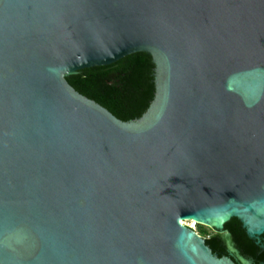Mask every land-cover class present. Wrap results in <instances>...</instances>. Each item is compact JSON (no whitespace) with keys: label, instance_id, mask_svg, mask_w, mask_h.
I'll list each match as a JSON object with an SVG mask.
<instances>
[{"label":"water","instance_id":"water-1","mask_svg":"<svg viewBox=\"0 0 264 264\" xmlns=\"http://www.w3.org/2000/svg\"><path fill=\"white\" fill-rule=\"evenodd\" d=\"M137 53L136 121L67 82ZM233 219L264 251V0H0V264H264Z\"/></svg>","mask_w":264,"mask_h":264},{"label":"trees","instance_id":"trees-1","mask_svg":"<svg viewBox=\"0 0 264 264\" xmlns=\"http://www.w3.org/2000/svg\"><path fill=\"white\" fill-rule=\"evenodd\" d=\"M154 69L149 55L137 53L108 67L81 71L68 77L67 82L76 92L96 102L117 119L132 122L140 119L154 100ZM199 228L214 254L228 255L221 234H209L201 225ZM225 229L243 256L253 257L257 263L264 262V251L249 239L237 219L231 220Z\"/></svg>","mask_w":264,"mask_h":264},{"label":"built area","instance_id":"built-area-1","mask_svg":"<svg viewBox=\"0 0 264 264\" xmlns=\"http://www.w3.org/2000/svg\"><path fill=\"white\" fill-rule=\"evenodd\" d=\"M184 226H187L188 228H190L192 231H194L195 233H197L200 237L204 238L200 233H199V225L198 223L196 222H193V221H190V222H185L183 224Z\"/></svg>","mask_w":264,"mask_h":264},{"label":"rangeland","instance_id":"rangeland-1","mask_svg":"<svg viewBox=\"0 0 264 264\" xmlns=\"http://www.w3.org/2000/svg\"><path fill=\"white\" fill-rule=\"evenodd\" d=\"M205 228H206L205 230H206L209 234H212V231H211V230H213V229H211V228H209V227H205ZM199 233H201L202 235L204 234L200 228H199ZM219 234H220V233H219ZM221 235H224V234H221Z\"/></svg>","mask_w":264,"mask_h":264},{"label":"flooded vegetation","instance_id":"flooded-vegetation-1","mask_svg":"<svg viewBox=\"0 0 264 264\" xmlns=\"http://www.w3.org/2000/svg\"><path fill=\"white\" fill-rule=\"evenodd\" d=\"M212 231V235H217V234H219V233H217V232H215L214 230H211ZM208 238H209V236H207ZM223 236L221 235V238H222ZM222 240L224 241V239L222 238ZM231 240V239H230ZM224 243H225V241H224ZM225 247H226V244H225ZM235 247H236V245H235ZM237 249V248H236ZM226 250H227V247H226ZM228 253V252H227ZM217 255V254H216ZM227 256H229V254L227 255Z\"/></svg>","mask_w":264,"mask_h":264},{"label":"bare ground","instance_id":"bare-ground-1","mask_svg":"<svg viewBox=\"0 0 264 264\" xmlns=\"http://www.w3.org/2000/svg\"><path fill=\"white\" fill-rule=\"evenodd\" d=\"M185 222H182V224H184Z\"/></svg>","mask_w":264,"mask_h":264}]
</instances>
